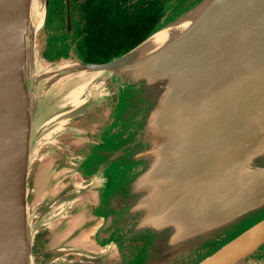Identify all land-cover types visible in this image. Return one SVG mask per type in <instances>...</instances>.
Segmentation results:
<instances>
[{
	"label": "water",
	"instance_id": "95a60500",
	"mask_svg": "<svg viewBox=\"0 0 264 264\" xmlns=\"http://www.w3.org/2000/svg\"><path fill=\"white\" fill-rule=\"evenodd\" d=\"M34 3L0 0V264H34L36 131L71 115L108 76L120 89L119 117L86 161L109 177L107 231L145 240V264L248 261L264 246V216L203 257L190 247L264 208V0H183L127 52L45 71ZM77 73L96 88L50 117Z\"/></svg>",
	"mask_w": 264,
	"mask_h": 264
},
{
	"label": "flooded vegetation",
	"instance_id": "af4514ba",
	"mask_svg": "<svg viewBox=\"0 0 264 264\" xmlns=\"http://www.w3.org/2000/svg\"><path fill=\"white\" fill-rule=\"evenodd\" d=\"M52 1L58 20L48 28L51 6V0H48L45 6L46 40L42 50L46 62L71 57L86 62L88 33L93 25L92 20L96 19L92 15L99 11L112 16L119 9L138 12L153 9L160 14L157 22L160 25L183 0ZM120 101L121 94H118L112 102L113 110L105 108L100 122L94 120L88 125L81 122L83 118L77 120L75 125L87 127L88 132L81 130L76 140L65 133L60 138L53 137L50 142L53 141L55 146L48 145L36 157V165H32L29 178L37 181L34 186H29L28 192L29 207L32 206L29 198L33 196L36 200L34 209L30 210L37 228L33 243L34 264H145L141 261L145 253V240L116 235L105 228L109 177L92 173L86 162L117 122ZM53 156L68 166L64 169L54 168L49 159ZM250 258V264H264V248ZM177 264L190 263L184 258Z\"/></svg>",
	"mask_w": 264,
	"mask_h": 264
},
{
	"label": "rangeland",
	"instance_id": "374dc122",
	"mask_svg": "<svg viewBox=\"0 0 264 264\" xmlns=\"http://www.w3.org/2000/svg\"><path fill=\"white\" fill-rule=\"evenodd\" d=\"M40 1L45 2V0H40ZM50 5L51 6H50V11H49L48 28H51L52 26H54L55 22L58 20V18H57L58 15H57V12L55 9L54 2L52 0L50 2ZM169 16L167 17V19L169 18ZM167 19L165 21H167ZM45 28H46V24L43 26V28L41 30H39V32L37 34V51H38L37 56H38L40 70L45 71L46 69H50V68L58 66V65L69 63V61H70V63L71 62H79V61H76L73 57H71L69 59H61L59 61H54V62L44 61V59L42 57V50L44 48V44H45V40H46V35L44 34ZM40 41H41V43L39 44ZM41 68H43V69H41ZM100 89H101V91H100ZM118 94H120V89L117 86V84L114 80V77L108 76L105 78V82L102 84V86L98 90H93L92 93L90 95H88L86 103L83 104L82 106H80L79 108H75V111H73V113H71V115H68V113H67V114H62L59 117L56 116L57 113H59L60 111H66L68 109L70 110L71 108H73V106H78L79 104H81V102H83L81 100L84 98V95H85V93H83V91L72 90V91L68 92V94H67L68 96L66 99L67 104H65V105H63L64 100L63 101L60 100V102H61L60 104H62V105H59V106L57 104L56 105L51 104L49 106L50 109L47 113L49 115H51L50 117H52V116H56V117H54V118L52 117L53 119L51 118V120H49L45 125H43V127H41L35 133L33 145L35 146V149H37V150L35 153V158L32 161L31 168H32L33 164H34V166L36 165V163H34L35 159L43 149H45L48 145L55 146L53 141H52V143L50 142L51 138H53V137H59L60 138L65 133V134H70V136H68V137L74 138V140H76L75 137H77L76 135H79L78 133L81 130L83 132H88L87 127L85 128V127H81V126H76L75 125L77 123L76 121L83 118V119H81V122L82 123L85 122L88 125L94 120H98L100 122V119H102L104 117L103 112L105 111V108L110 109V111L113 110L112 102L114 101V97L117 96ZM77 100H80V102L76 103ZM69 102L74 104V105L71 106ZM108 117H109V115H108ZM84 119H85V121H84ZM92 129H93V127H92ZM48 142H50V143H48ZM74 147L76 148V146H74ZM57 158H56V156L49 158L50 162H51L50 164L52 166H54V168L64 169L65 167L68 166L67 164L61 163V161H57L58 160ZM36 181L37 180H34V179L30 180V178H29L28 188H29V186H34L36 184ZM32 198H33V196H31V198H29V200L31 199L30 202L32 205L29 207V212H31L30 211L31 209H34L33 204L36 201V200H34V198L32 200ZM262 216H264V208L259 210V211L257 210L255 212L250 213L249 215L244 217L242 220H240L236 224H234L228 228L223 229L224 231H221L218 233V234H220V233L224 232L222 234V236L218 238V240H212L210 243H205V242L203 243L200 241L201 239H199L198 241L194 242L190 248H194V249H196V251H198L197 254L199 256H197V257H203V256L211 253L216 248H218L222 243L231 239L232 237L237 235L239 232H241L242 230H244L245 228L250 226L252 223L259 220ZM31 219H32V224H33L32 215H31ZM33 227L35 228V233H36L37 228L35 227L34 224H33ZM34 238H35V236H34ZM262 248H264V246ZM262 248H260V249H262ZM33 250H34V255H35V245L33 246ZM33 261H34V259H33ZM251 261H252V258H250L248 261H246L243 264H250Z\"/></svg>",
	"mask_w": 264,
	"mask_h": 264
},
{
	"label": "trees",
	"instance_id": "16d2710c",
	"mask_svg": "<svg viewBox=\"0 0 264 264\" xmlns=\"http://www.w3.org/2000/svg\"><path fill=\"white\" fill-rule=\"evenodd\" d=\"M93 14L85 55L86 62H106L135 47L160 25L159 15L153 9L130 11L119 9L115 14Z\"/></svg>",
	"mask_w": 264,
	"mask_h": 264
},
{
	"label": "bare ground",
	"instance_id": "6f19581e",
	"mask_svg": "<svg viewBox=\"0 0 264 264\" xmlns=\"http://www.w3.org/2000/svg\"><path fill=\"white\" fill-rule=\"evenodd\" d=\"M45 16H46V7H45L44 2H41L40 0H37V1L35 0L34 8H33V21L35 22V26L37 27L38 31L43 28ZM168 32H169L168 29H163L159 31L158 33H156L153 37V41L155 42V44H160L162 41H164L166 37L168 36ZM67 78H68L67 81L72 83V87L68 92L75 90V91H83V93H90L93 90V88H96L93 86L94 83L92 81V78L85 75L84 73H77ZM73 80L74 82H72ZM84 100L85 98H83L81 101H84ZM79 102L80 100H77L76 103H79Z\"/></svg>",
	"mask_w": 264,
	"mask_h": 264
}]
</instances>
